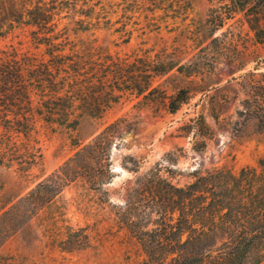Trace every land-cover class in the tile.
Listing matches in <instances>:
<instances>
[{"label":"rangeland","instance_id":"rangeland-1","mask_svg":"<svg viewBox=\"0 0 264 264\" xmlns=\"http://www.w3.org/2000/svg\"><path fill=\"white\" fill-rule=\"evenodd\" d=\"M63 1H67L65 5L69 8L75 5L78 11L81 7L86 10L82 0ZM169 1L155 3L159 7L155 8L149 0H90V6L99 2L90 18L64 6L54 17L57 29L69 21L70 27H77L72 18L84 20L83 26L88 25V30L80 32L79 37L85 42L95 39L93 44L100 54L113 58L132 61L148 53L152 56L161 48L176 49L177 59L191 62V76L174 68L155 75L152 84L168 94L178 87L186 88L189 98L178 110L169 112L158 94L143 98L127 91L101 118L83 119L76 131L52 129L38 122L28 140L19 134L20 141L29 142L38 150L36 163L23 179L18 177L16 164L0 166V216L21 195L72 157L105 124L123 116L129 125L128 132L111 143V178L100 187L99 193L93 197L85 195L79 181L65 185L50 203L39 204L37 213L22 230L0 245V256L5 261L142 264L143 247L174 245L179 235L174 228L164 234L159 225L158 211H169L167 215H170L169 201L152 197L150 193H132L127 197V188H142L144 175L154 169L181 187L190 183L200 168L236 171L255 165L264 156V128L258 131L254 122L241 112L245 99L254 89L247 84L249 78L242 75L254 67L253 59L263 60L253 71L255 78L264 73V43L254 40L241 13L226 20L222 27L209 26L212 10L228 0H187L188 7L180 14L167 8ZM32 29L16 26L1 37L0 59L8 57L13 49L40 55L43 47L36 49L30 41ZM229 59L245 63L244 68L238 69ZM136 79L142 82L143 78ZM199 117L205 126H200ZM126 202L135 203V208L130 209ZM171 216L170 223L174 224L177 212ZM128 219L135 221L134 233L123 224ZM79 228L88 234V246L63 249L53 242ZM187 236L188 232L184 233L181 241ZM263 253L264 246L257 247L246 264H264V259L257 262Z\"/></svg>","mask_w":264,"mask_h":264},{"label":"trees","instance_id":"trees-1","mask_svg":"<svg viewBox=\"0 0 264 264\" xmlns=\"http://www.w3.org/2000/svg\"><path fill=\"white\" fill-rule=\"evenodd\" d=\"M82 1L86 10L81 7L78 11L75 5L69 8L63 0H0V38L16 26H30L32 45L36 49L43 47L40 55L13 49L8 57L0 59V166L16 164L20 179L36 163L38 150L17 137L22 134L28 140L38 122L52 129L76 131L83 119L101 118L127 91L143 98L158 94L169 112L178 110L189 98L186 88L178 87L168 94L152 84L155 75L174 68L191 76V62L177 59L176 49L161 48L152 56L148 53L129 61L100 54L93 44L95 39L82 40L79 33L88 30V25L83 26L84 20L72 18L77 27H70L69 21L57 29L54 17L63 6L91 17L99 2L90 6V0ZM149 1L160 4L162 0ZM154 7L159 8L157 4ZM187 7V0H170L167 5L178 14ZM212 11L208 19L210 27H222L226 20L241 13L254 40L264 43V0H228ZM252 61L256 62L254 67L242 76L249 78L247 84L254 89L241 112L259 131L264 128V73L255 78L253 71L263 60ZM228 62L237 64L238 69L245 66L234 59ZM138 76L143 78L142 82L137 81ZM125 121L120 116L105 124L72 157L4 210L0 216V245L22 230L37 213L39 204L50 203L65 185L79 181L85 195L98 194L111 178V143L129 130ZM197 121L205 126L202 117ZM192 176L190 183L178 187L154 169L144 175L142 188L126 189L127 197L132 193H150L169 201L170 215L169 211H158L159 225L162 233L174 228L179 235L174 245L143 247L142 264H246L255 249L264 246V156L255 165L236 171L200 168ZM126 205L135 208V203ZM174 212L177 216L172 224ZM134 222L132 219L123 222L131 233ZM84 231L79 228L53 242L63 249L84 248L89 245V236ZM186 232L187 238L181 241ZM263 259L264 253L257 262ZM0 264L10 263L0 256Z\"/></svg>","mask_w":264,"mask_h":264}]
</instances>
